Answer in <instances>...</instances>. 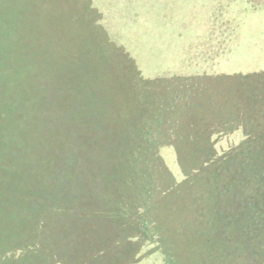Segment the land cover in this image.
<instances>
[{
  "label": "trees",
  "instance_id": "1",
  "mask_svg": "<svg viewBox=\"0 0 264 264\" xmlns=\"http://www.w3.org/2000/svg\"><path fill=\"white\" fill-rule=\"evenodd\" d=\"M134 1L129 15L117 13L107 0H0V107L6 105L0 127L8 130L3 138L0 132L6 171L4 192L0 184L5 206L4 215L0 209V264H68L61 240L65 226L79 222L76 215L86 208L82 200L92 213L107 207L112 213L102 216L105 222L121 219L120 228L107 231L114 246L96 255L93 264H118V255L130 250L135 264H200L211 255L215 264H264V1L211 0L200 19L205 28L192 33L179 30L180 14L169 21L156 12L145 16ZM137 20L144 22L143 30L153 22L147 26L153 40L134 49L121 36L125 24ZM226 70L236 78L235 94H252L250 103L241 108L236 96L226 100L234 119L205 138V161L222 164L214 165L211 181L202 177L208 166L198 182L191 181L195 165L178 141L170 143L173 117L179 108L194 110L199 97L228 76ZM242 81L247 86L239 88ZM115 123L129 126L137 143L125 147L115 139ZM190 128H185V143ZM73 130L84 135L78 149L69 143ZM165 147L176 151L188 186L202 193L206 220L188 223L167 240L173 225L156 215L151 203L152 189L166 185L175 191L178 185L160 156ZM159 163L163 168L148 177ZM120 167L137 176L132 200L124 193L108 196L99 187L87 191L90 175ZM221 193H230L232 214L222 217L216 211L212 223L204 198L209 194L222 201ZM100 196L116 198L117 204L110 200L99 206ZM134 216L136 223L129 224ZM132 226L138 229L135 248L121 245L117 253L118 237ZM150 230L157 235L152 240ZM69 231L77 236L70 226Z\"/></svg>",
  "mask_w": 264,
  "mask_h": 264
},
{
  "label": "rangeland",
  "instance_id": "2",
  "mask_svg": "<svg viewBox=\"0 0 264 264\" xmlns=\"http://www.w3.org/2000/svg\"><path fill=\"white\" fill-rule=\"evenodd\" d=\"M107 1L110 3L111 6H115L117 13L124 14L123 11H126V13H128L129 15H131L130 9H133L135 7L136 2L134 0ZM137 1L139 2L137 3V6L139 7L138 12H140L141 14L144 12L145 16H150L151 14H153V12H156L158 13V15H162V17L168 20L167 18L173 19V17L178 16L180 14V21L176 22V25H178L179 30L182 29V31H184L185 33H192V31H200V29L205 28L203 24L204 20L200 19L207 16V8L212 5L211 0H204L206 2L204 7L203 2H200L202 0H152L145 3L144 1L141 2V0ZM262 1L264 0H255V3H262ZM197 8L198 11L196 10ZM113 11V16H118L115 13V10ZM206 11L207 13H204ZM169 13H171L172 15H170ZM108 15L110 16V13L107 14V16ZM146 22H148V20H146ZM152 23L153 22L147 24L146 29L144 30L140 28L141 26H145L144 22H142L141 20H137L136 22L133 21L129 25L125 24L123 30L124 32L121 36V39L125 41V44L127 43L126 46H130L134 49H136L138 46H146L153 40V35H150L149 28L147 27L148 25H152ZM159 25L160 22H158V24L156 23L154 27L156 28ZM172 37H175V35ZM227 71L232 72L230 70H226V72H223L225 74H228V76H225L224 78L220 79L218 83H214L215 85L210 88V94H202L199 97V101L194 110L186 111L183 108H179L177 111V113L179 114L174 115L173 117L174 123L171 126L172 132L171 136L169 137L171 141L170 143L178 141V145L181 147L183 154H186V158L190 160L188 161L189 164L195 165L192 174L188 176L189 180L191 181H194L199 177L200 170H202L204 166H208L209 170L205 172L202 177L211 181L215 175L213 170L214 165L218 163L222 164L220 162H217L216 160H212L210 164H207L208 162L205 161V155L207 152H205V146H209V143H207L208 141L205 138L206 136L211 135L213 132H216L219 129H223L227 124H229L228 120L234 119L232 113H230V111L226 108V100H231L234 96H236V105L241 108L247 107L250 103V97L252 96L251 93L240 91L239 93L235 94V91L232 88L237 86V82H235L236 78H234V74L229 73ZM238 85L239 88H241V86L243 85L247 86V82L245 83L244 81H242V84L239 83ZM221 86L227 87V89H230L231 92L234 93L227 94L226 91L219 90L223 88ZM5 108L6 105H1L0 114L3 113V110ZM5 116H8V114L6 113L2 117ZM220 118L221 120L219 121ZM241 118L243 119L244 116L241 115ZM218 121L219 123L215 125V123ZM188 126L192 127L190 128V135L188 134L191 139L189 140V142L185 143L184 138L187 137V131L185 130V128ZM127 127L129 126H121L115 123L114 129L116 130V132L113 134V137L119 140V142L125 147H132L134 144L137 143V140L134 136V132L132 130L127 131ZM132 127L134 128V126ZM7 131L8 130H6L5 126L0 127L2 138L4 137L3 134L7 133ZM73 131L75 133V136H72L73 142L69 143H71L74 148L78 149L84 141L82 138V136L84 135L82 134V131L78 130L79 134H77L76 130ZM175 155L177 154L174 149L165 147L164 150H160V156L163 157L167 165L165 167H167L168 170L174 174L177 180L178 185L175 188V191L170 190L169 188H167L166 185L165 187L152 189L153 199L151 203L155 207L156 215L161 216L162 220L164 219L165 222L173 225L169 228L168 234L166 235V240L169 236L171 239L173 237H176V235L184 232L185 226L188 223L206 222V220L202 218V215L205 214V209H203L202 207V193L198 189L188 186V183L190 182H188V180L184 176H182V172L181 170H179V165L177 161L175 162ZM188 162L185 161V163ZM4 165L5 163L3 161L0 162V184H3V192L5 191V183L2 179L6 175ZM147 166L150 167V164L147 163ZM120 168L121 171L117 169L115 171H106L104 173H101L98 177L90 175L89 179L91 180V184L93 187L86 181L85 185L88 186L87 191L89 190L93 192L94 188L99 187L103 192H106L108 196H110L111 193H115L118 195L124 193L122 194L124 197H127L128 200H132L133 196L136 193V183H134V181L132 182V180H134L137 176L135 174L129 175V168L124 167V171H122V167ZM162 168V164L159 163L158 167L154 168V171H150V173H147L148 177H151L152 175L156 174ZM196 182H198V180H196ZM182 185H184V187L181 188ZM206 190L204 191L205 194L209 192ZM219 196L222 201L217 202L215 196H210L209 194L207 195V197L204 198V201L209 199V220L212 223H215L216 221L218 213L216 211H219V214L222 217L223 215L229 216L232 214L233 201L231 200L230 193H221L219 194ZM112 198L113 197L108 198L106 196H100L97 198V200L99 201L97 205L101 206L103 203H107L110 200L111 202L113 201V203H115L116 198ZM88 201L92 202L93 198L88 199ZM82 202L86 204V208L83 206V209L80 210L78 215H76V221L79 222L77 224H74L72 221L69 222L65 226L66 233L61 240L63 246L61 247L62 257L67 251L66 258L68 260V264H93L94 257L110 249V246L113 244L109 242V238L107 236L108 229L121 227V223L119 222V220L121 219L119 216H116L117 220L105 222V219L102 216L112 213L109 211L107 212V207L105 209V207L103 208V206H101L100 210L93 211L92 213L91 210L93 209V207L88 205L87 202L83 200ZM118 206L119 204L117 205V207ZM3 207H5L4 204H1L0 209H2V214L4 215L5 211H3ZM87 214H90V216H86ZM1 219H3V217H1ZM128 221H130L129 224H131V222L135 224L137 220L134 216L131 220ZM71 223L73 224V226H71ZM69 226L73 229V231L76 230L75 233L77 236L70 237L68 235L70 232ZM174 226L177 228V230ZM136 229L137 227L135 228L134 226H132L131 229L125 228L124 232L120 234L115 243V251L117 253H120L121 245L125 249H127V246H132V249L135 248V242L137 239H134V235L136 234ZM172 230L174 232L173 234H171ZM156 236V232L150 230L148 238L152 240L154 237L156 238ZM112 246H114V244ZM178 252L180 253V255H184L181 250V247L178 248ZM129 253L131 254V250ZM129 253L123 251L122 254H119L118 258H120V260L118 261V264H135V252H133V258L130 257L131 255ZM212 257L213 255L202 258L200 264H215V260L212 259ZM107 262L108 261L104 260V264H108Z\"/></svg>",
  "mask_w": 264,
  "mask_h": 264
}]
</instances>
